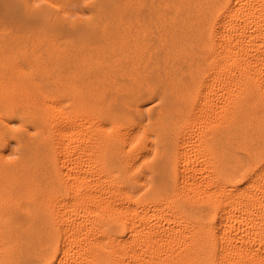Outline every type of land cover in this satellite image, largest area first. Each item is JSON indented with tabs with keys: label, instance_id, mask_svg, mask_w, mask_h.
Returning <instances> with one entry per match:
<instances>
[{
	"label": "bare ground",
	"instance_id": "6f19581e",
	"mask_svg": "<svg viewBox=\"0 0 264 264\" xmlns=\"http://www.w3.org/2000/svg\"><path fill=\"white\" fill-rule=\"evenodd\" d=\"M0 264H264V0H0Z\"/></svg>",
	"mask_w": 264,
	"mask_h": 264
}]
</instances>
